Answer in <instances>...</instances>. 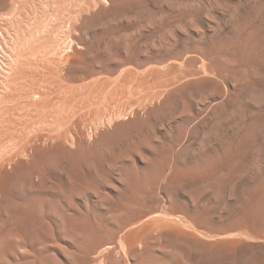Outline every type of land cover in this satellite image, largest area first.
<instances>
[{
  "label": "rangeland",
  "instance_id": "1",
  "mask_svg": "<svg viewBox=\"0 0 264 264\" xmlns=\"http://www.w3.org/2000/svg\"><path fill=\"white\" fill-rule=\"evenodd\" d=\"M228 114L242 118L225 126ZM175 169L197 188L214 170L264 179V0H0V264H222L159 232ZM241 182L254 200L229 184L195 199L209 240L260 218L247 241L264 243V186ZM180 187L178 203L193 205Z\"/></svg>",
  "mask_w": 264,
  "mask_h": 264
},
{
  "label": "bare ground",
  "instance_id": "2",
  "mask_svg": "<svg viewBox=\"0 0 264 264\" xmlns=\"http://www.w3.org/2000/svg\"><path fill=\"white\" fill-rule=\"evenodd\" d=\"M19 6V5H18ZM17 6V7H18ZM17 9V8H16ZM16 11V10H15ZM15 18V17H14ZM16 20V19H15ZM13 27V26H12ZM22 30V29H21ZM12 31V30H11ZM3 32H5V31H3ZM7 32V31H6ZM12 33V32H11ZM18 33H20V32H18ZM13 34H14V32H13ZM11 35V34H10ZM11 36H13V35H11ZM6 37V36H5ZM8 39H10V38H8ZM11 40H13V38L11 39ZM30 40V39H29ZM3 41V40H2ZM6 41H8V40H6ZM24 41V40H23ZM28 41V40H27ZM17 42V41H16ZM8 43H10V42H8ZM19 43V42H18ZM29 43H30V41H29ZM15 44V43H14ZM51 45V44H50ZM55 45V44H54ZM8 47H10V45L8 44L7 45ZM6 46V47H7ZM15 47V46H14ZM51 47V46H50ZM55 48V47H54ZM13 49V48H12ZM49 49V48H48ZM56 49V48H55ZM54 50V49H53ZM70 50V49H69ZM8 52V51H7ZM15 53V52H14ZM45 53V52H44ZM49 53V52H48ZM53 53V52H52ZM8 55H10L9 53H8ZM12 55V54H11ZM14 55V54H13ZM19 56V55H18ZM65 56H67V55H65ZM16 57V56H15ZM14 57V58H15ZM7 58H8V56H7ZM17 59H18V57H16ZM69 58H70V56H69ZM9 59H11V58H9ZM17 59H12V60H17ZM66 59H67V57H66ZM8 60V59H7ZM12 60L11 61H9L8 63H11L12 62ZM43 60V59H42ZM8 63H6L7 65H8ZM13 63V62H12ZM11 63V64H12ZM17 63V62H16ZM16 63H13V64H16ZM43 63V62H42ZM4 64H5V61H4ZM10 65V64H9ZM5 67H7V68H10V70H11V67L9 66H5ZM3 68V67H2ZM15 69V68H14ZM3 70H5V68H3ZM10 70L8 69V70H6V71H9L8 72V74L10 73ZM12 71H13V68H12ZM16 71V70H15ZM14 72V71H13ZM6 74L7 73H5V76H6ZM7 74V75H8ZM9 75H11V74H9ZM8 75V76H9ZM4 77V76H3ZM6 78V77H5ZM8 78V77H7ZM3 81H4V79H3ZM5 83H6V81H4ZM5 83H3L4 85H5ZM7 84V83H6ZM3 89V88H2ZM7 89V88H6ZM8 89H9V87H8ZM35 96V95H34ZM258 96V95H257ZM253 98V97H252ZM255 98V97H254ZM213 99V98H212ZM256 99H258L257 97H256ZM255 99V100H256ZM33 103V102H32ZM117 106H119V105H117ZM125 106V105H124ZM126 106H129V105H126ZM134 106V105H133ZM136 106V105H135ZM132 107L133 109H135V108H137V106L136 107ZM148 106V105H147ZM185 106V105H184ZM184 106H183V108H184ZM203 106V105H202ZM235 106H238V105H235ZM241 106V105H240ZM243 106V105H242ZM116 107V106H115ZM114 107V108H115ZM122 107V106H121ZM120 107V108H121ZM144 107V108H143ZM151 107H152V105H151ZM150 107V108H151ZM239 107V106H238ZM245 107V106H244ZM119 108V109H120ZM123 108V107H122ZM129 108H130V106H129ZM132 108H130L131 110H132ZM146 107L145 106H142V108H140L139 107V109H145ZM175 108H177V106L175 107ZM200 108H201V106H200ZM232 108H233V110L235 109L233 106H232ZM237 108V107H236ZM246 108V107H245ZM125 109H126V107H125ZM124 109V110H125ZM127 109H128V107H127ZM129 109V110H130ZM240 108H237V110H239ZM242 109V108H241ZM240 109V110H241ZM116 110V109H115ZM118 110V109H117ZM116 110V111H117ZM124 110H122V111H124ZM130 110V115L132 114V112H133V110L131 111ZM146 110V109H145ZM186 110V109H185ZM202 110H206V107H205V109H202ZM221 110V109H220ZM233 110H232V113H233ZM237 110H236V112H237ZM109 111V110H108ZM113 111V110H112ZM121 110H120V114H121V112H122ZM182 112L181 113H183L184 111H183V109L181 110ZM187 111V110H186ZM231 111V110H230ZM229 111V112H230ZM245 111V110H244ZM243 111V112H244ZM110 112V111H109ZM119 111H117V113H118ZM221 112V111H220ZM219 111H218V113H220ZM228 112V113H229ZM239 112V111H238ZM237 112V113H238ZM108 113V112H107ZM111 114H112V112H110ZM109 113V114H110ZM116 113V114H117ZM123 113V112H122ZM126 113V112H125ZM128 113V112H127ZM134 113V112H133ZM187 113V112H186ZM189 113V112H188ZM235 113V112H234ZM185 114V113H184ZM183 114V115H184ZM191 114V113H190ZM227 114V113H226ZM229 114H231V113H229ZM228 114V116L229 117H233V119L232 118H229L227 115H225L224 116V118L227 116L228 118H226V120L227 121H225V119L224 120H221V122L222 123H224L225 124V126H227L226 124H228L230 121H233V120H235L236 118H238L237 119V121L239 120L240 121V119L242 118L241 116L242 115H239L241 118L239 119V117H235V119H234V116H235V114H234V116H233V114L232 115H229ZM239 114V113H238ZM238 114H237V116H238ZM105 115V114H104ZM179 115V114H178ZM243 115L245 116V112L243 113ZM111 116V115H110ZM112 116H114V114L112 115ZM118 116H119V114H118ZM133 116V115H132ZM135 116V115H134ZM175 116H176V114H175ZM179 116H182V114L181 115H179ZM191 116V115H190ZM108 117H109V115H108ZM108 117H107V119H108ZM116 117V116H115ZM121 117H124L123 115H121ZM126 117V116H125ZM128 117V116H127ZM178 117V116H177ZM216 117H217V115H216ZM247 117V116H246ZM245 117V118H246ZM102 118V117H101ZM109 118H111V117H109ZM114 118V117H113ZM180 118V117H179ZM178 118V119H179ZM244 118V119H245ZM230 119V121H228ZM103 120V119H102ZM111 120H112V118H111ZM119 120V119H118ZM99 121V120H98ZM217 121H219V120H217ZM217 121H215L217 124H219V122H217ZM237 121H235L237 124L239 123V122H237ZM106 122V124H107V120L105 121ZM108 122H110V121H108ZM214 121H213V123H215ZM220 122V123H221ZM228 122V123H227ZM234 122V123H235ZM243 122H245V121H243ZM112 123V122H111ZM174 123V122H173ZM172 123V124H173ZM178 123V122H177ZM180 123V122H179ZM213 123H212V126L211 127H213ZM235 123V124H236ZM94 124L95 123H93V126H94ZM102 124H104V123H102ZM168 124V123H167ZM167 124H166V126H167ZM184 124V123H183ZM233 124V123H232ZM231 124V125H232ZM244 124V123H243ZM110 125V124H109ZM177 125V124H176ZM216 125V124H215ZM220 125V127L219 128H225V126L223 127V125L222 124H219ZM229 126H230V123L228 124ZM248 125V124H247ZM187 126V125H186ZM228 126V127H229ZM170 128V127H169ZM172 128V127H171ZM219 128H218V130H217V128H215V130L216 131H219ZM227 128V127H226ZM233 128V127H232ZM208 129V128H207ZM210 129L211 128H209L208 129V132L210 131ZM228 129V128H227ZM234 129H235V126H234ZM239 129V128H238ZM212 130V132H214V130L213 129H211ZM232 130V129H231ZM248 130V129H247ZM247 130H245V131H247ZM250 130V129H249ZM204 131V130H203ZM222 131V130H221ZM238 131V130H237ZM240 131V130H239ZM208 132H206V133H208ZM211 132V131H210ZM248 132V131H247ZM205 133V136H206V139L208 138V137H213L214 135H216L217 133H214V135H213V133H211V136L210 135H208V134H206ZM220 133V132H219ZM218 133V134H219ZM244 133V132H243ZM203 134H204V132H203ZM217 134V135H218ZM222 134V133H221ZM220 134V135H221ZM226 134V133H225ZM225 134H223V135H225ZM232 134H234V133H232ZM238 134V133H237ZM222 135V136H223ZM230 135V134H229ZM241 135V134H240ZM232 136V135H231ZM235 136V135H234ZM237 136H239V135H237ZM237 136H235V137H237ZM203 139H202V138ZM200 137V139H202L203 141H204V136H201ZM225 137V136H224ZM223 137V138H224ZM240 137V136H239ZM247 137V136H246ZM230 138V137H229ZM233 138V137H232ZM209 139V138H208ZM207 139V140H208ZM211 139V138H210ZM210 139H209V141H210ZM213 139H217L215 136L212 138V140ZM220 139H222V138H220ZM201 140V141H202ZM211 140V141H212ZM218 140V139H217ZM241 140V139H240ZM203 141H202V143H203ZM210 141V142H211ZM219 141V140H218ZM232 141V140H231ZM238 141V140H237ZM248 141V140H247ZM56 142H58V141H56ZM174 142V141H173ZM198 142H200V141H198ZM208 143L209 145L211 144V143ZM222 142H224V141H222ZM221 142V143H222ZM245 142V141H244ZM226 144H227V142H225ZM230 143V142H229ZM246 143V142H245ZM199 144V143H198ZM204 144H206V142L204 143ZM215 144H216V142H215ZM214 144V145H215ZM172 145V144H171ZM174 145V144H173ZM199 145H201V144H199ZM207 145V144H206ZM233 145H235V143L233 144ZM240 145V144H239ZM243 145V144H242ZM177 146V145H176ZM175 146V147H176ZM231 146V145H230ZM173 147V146H172ZM197 147H199V146H196V148ZM201 147V146H200ZM205 147V146H204ZM240 147V146H239ZM207 148V147H206ZM229 148V147H228ZM177 149V148H176ZM176 149H174L175 151H173V152H176ZM208 149V148H207ZM238 150H239V148H237ZM200 150H203V149H200ZM200 150H199V148H197V151H199L198 153H200L201 154V152H200ZM205 150V149H204ZM236 150V149H235ZM241 150V149H240ZM243 151V150H242ZM206 152V151H205ZM244 152H245V150H244ZM221 153V152H220ZM227 153V152H226ZM229 153V152H228ZM157 154V152L156 153H154L153 155H156ZM165 154H166V152H165ZM222 154V153H221ZM150 155H152V154H150ZM225 155H227V154H225ZM225 155H224V157H225ZM232 155V154H231ZM240 156H241V154H239ZM140 156V155H139ZM159 156V155H158ZM199 156V155H198ZM221 156V155H220ZM136 157H138V154H136ZM141 157V156H140ZM140 157H138V159L140 158ZM150 157H152V156H150ZM157 157V156H156ZM200 157V156H199ZM152 158H154V157H152ZM180 158V157H179ZM182 158V157H181ZM186 158V157H185ZM231 158V157H230ZM229 158V159H230ZM136 158H133V160H135ZM141 159V158H140ZM156 159H158V158H156ZM167 159V158H166ZM172 159V158H171ZM184 159V158H183ZM191 159V158H190ZM189 159V160H190ZM252 159V158H251ZM254 159V158H253ZM130 160H132L131 158H130ZM144 160V159H143ZM142 160V162L144 163L145 161H143ZM188 160V159H187ZM117 161V160H116ZM148 161V160H147ZM161 161H162V159H161ZM223 161V160H222ZM221 161V162H222ZM118 162H120L119 160H118ZM130 162H132V161H130ZM171 162H173V160L171 161ZM227 162V161H226ZM236 162V161H235ZM251 162V161H250ZM253 162H254V160H253ZM117 163V162H116ZM137 163V162H136ZM151 163V162H150ZM153 163V162H152ZM255 163V162H254ZM258 162L256 161V167H259V169H260V167L262 166H257L258 164H257ZM139 164V163H138ZM172 164V163H171ZM171 164H170V167H171ZM232 164V163H231ZM248 164V163H247ZM117 165V164H116ZM157 165V164H156ZM155 165V166H156ZM185 165V164H184ZM188 165V164H187ZM214 165V164H213ZM252 165V166H251ZM108 166V165H107ZM153 166V165H152ZM167 166V165H166ZM173 166V165H172ZM235 166V165H234ZM232 167V169L233 168H236V167ZM248 166H250V167H253V169H255L256 167H254L253 166V164L252 163H250ZM248 166H247V168H248ZM178 167V166H177ZM179 167H181V166H179ZM184 167V166H183ZM223 167V166H222ZM113 168V167H112ZM157 168V167H156ZM160 168V167H159ZM198 169H200L201 170V168H198ZM220 169V168H219ZM258 168L257 169H255L254 171L256 172V170H259ZM263 169V168H262ZM261 169V170H262ZM113 170H117L116 168L115 169H113ZM145 170V169H144ZM146 170H147V168H146ZM170 170H171V168H170ZM195 170V169H194ZM228 170V169H227ZM248 170V169H247ZM110 171V170H109ZM119 171V170H118ZM179 171H180V169H179ZM233 171V170H232ZM232 171H225V170H214V172L212 171V172H210V171H207V175H208V180L207 179H205L204 180V178H203V180H202V182L205 184L204 186H202V187H196V185L198 184V183H196V179L195 178H198V177H196V175L195 174H190V175H185V174H187V173H184V175L183 176H178L177 175V171H176V169L174 170V175L171 177V179H170V181H169V183H168V186L167 187H165L164 188V193H166V195H167V197H169L170 199H172V207H171V209H170V212L167 214V213H165L166 215H167V218H166V220L164 221V224H162V226L163 227H161V229H160V233H163L164 235H166V236H168V238H172V239H175V241L183 248V250H185L187 253H189L192 257H198V256H200V257H204V258H212V259H215L216 261H218L219 263H222V264H228V263H232V264H262L263 262H264V243H261V242H257V243H250V242H248L247 240L248 239H252V238H254L253 236H252V234H255L256 232V230L259 228L258 227V225H257V221H259L260 220V218H250V219H246V218H237V219H235L233 222H231V223H229V224H227V225H225V226H223V228L224 229H237V230H239L240 231V233H233L234 235H230V233L227 235V236H222V237H220V238H214V239H212V240H209V238H210V236H208L207 234H205L204 232H202L201 231V229L200 228H202V229H204L203 227H205V226H208V224L205 222V220H203V219H201L200 217H199V215H198V208H197V206H198V204L199 203H197V206H196V203H195V199L197 198V196H199V195H203V192L204 191H206L207 193L205 194L204 193V195H209V196H215V195H217V192L214 190V185L215 184H229L230 185V188H229V191H228V194H229V196H233V197H236L237 199L239 198L240 200H241V198L240 197H247V198H249L250 200H252L253 199V196H254V193L255 192H246V191H244V190H240V186L238 187V184L242 181V180H244V179H248V183L249 184H252V185H255L256 186V184H257V190H262V187L264 186V179H263V177L261 178H255V179H253L254 177V175L252 176L251 174L252 173H250V171H248V172H241L240 171V173H239V171L237 172V171H235V172H232ZM253 172V171H252ZM255 172H253V173H255ZM111 173H112V171H111ZM168 173V172H167ZM144 174H145V176L148 174V173H145L144 172ZM255 174H257V173H255ZM260 175H261V173H259ZM165 176V175H164ZM168 176V175H167ZM167 176H165V177H167ZM264 176V175H263ZM183 177H186V178H183ZM137 180H138V178H137ZM199 180V179H198ZM139 181V180H138ZM163 182H164V180H163ZM174 184H177V185H179V186H181L182 188H188L189 190H190V188H191V190L188 192L189 193V197H191L192 199H193V201H194V204L193 205H189V204H186V203H183L182 205L181 204H179L178 203V201H177V199L173 196L174 194H173V189H172V186L174 185ZM188 184H190V185H188ZM240 184H242V182L240 183ZM247 184V183H246ZM148 185V184H147ZM151 186V185H150ZM200 186V185H199ZM244 186V185H243ZM242 186V187H243ZM246 186V185H245ZM152 187V186H151ZM150 187V188H151ZM180 187V188H181ZM241 187V188H242ZM252 187V186H251ZM143 188V187H142ZM179 188V189H180ZM244 188V187H243ZM252 188H254V187H252ZM264 188V187H263ZM148 189H149V187H148ZM159 189V188H158ZM248 189H249V187H248ZM247 189V190H248ZM255 189V191H257ZM161 190V189H160ZM253 190V189H252ZM159 191V190H158ZM173 191V192H172ZM141 192V191H140ZM148 192V191H147ZM154 192V191H153ZM183 192V191H182ZM224 192V191H223ZM119 193V192H118ZM185 193V192H184ZM261 193H264V192H261ZM142 194V193H141ZM158 194H161V192L160 193H158ZM225 194H227L226 192H225ZM146 195V194H145ZM165 195V196H166ZM259 196V195H258ZM260 196H261V194H260ZM260 196H259V199H260ZM140 197V196H139ZM143 197V196H142ZM166 197V198H167ZM184 197H185V194H184ZM187 197V196H186ZM201 197V196H200ZM224 197V196H223ZM161 198L163 199V197H162V195H161ZM168 198V199H169ZM183 197H181V199H182ZM205 198V197H204ZM208 198V197H207ZM158 199V198H157ZM160 199V198H159ZM161 199V200H162ZM201 199V198H200ZM226 199H228V198H226ZM233 199V198H232ZM242 199H244V198H242ZM248 199V200H249ZM138 200H140V199H138ZM183 200V202H184V199H182ZM188 200V199H187ZM189 200H190V198H189ZM207 200V199H206ZM229 200V199H228ZM233 200H235V199H233ZM233 200H231V201H233ZM245 200V199H244ZM247 200V199H246ZM249 200V201H250ZM254 200V199H253ZM107 201V200H106ZM137 201V200H136ZM141 201H143V200H141ZM168 201V200H167ZM185 201H186V199H185ZM201 201V200H200ZM243 201V200H242ZM159 202H160V200H159ZM163 201H161V203H162ZM197 202V201H196ZM199 202V201H198ZM235 202V201H234ZM237 202V201H236ZM246 202V201H245ZM245 202H242V204L243 203H245ZM251 202V201H250ZM253 202V201H252ZM251 202V203H252ZM255 202H257V201H255ZM254 202V203H255ZM262 202V201H261ZM137 203H138V201H137ZM169 203V202H168ZM193 203V202H192ZM228 203H230V202H228ZM258 203V202H257ZM264 203V202H263ZM141 204V203H140ZM145 204V203H144ZM149 204V203H148ZM167 204V203H166ZM171 204V203H170ZM201 204V203H200ZM241 204V202H239V205ZM241 204V205H242ZM248 204H249V202H248ZM260 204V203H259ZM139 205V204H138ZM150 205V204H149ZM202 205V204H201ZM205 205V204H204ZM212 205H214V204H212ZM226 205H227V203H226ZM238 204H236V206H235V208L237 207L238 208V206H237ZM250 205V204H249ZM142 206V204L140 205V207ZM166 206H168V205H166ZM191 206V207H190ZM211 206V205H210ZM209 206V207H210ZM248 206V205H247ZM246 206V207H247ZM264 206V205H263ZM262 206V207H263ZM131 207V206H130ZM149 207H151V205L149 206ZM199 207V206H198ZM221 207V206H220ZM222 207H224V205L222 206ZM229 207V206H228ZM255 207H257V205H255ZM255 207H253L252 209H254ZM260 207V206H259ZM135 208V207H134ZM154 208V207H153ZM155 208H157L156 206H155ZM155 208L153 209V210H155ZM164 208V207H163ZM162 208V209H163ZM211 209L213 208V207H210ZM209 208V209H210ZM224 208H226V207H224ZM231 208V207H230ZM261 208V207H260ZM259 208V209H260ZM138 209V208H137ZM150 209V208H149ZM208 209V210H209ZM234 209V208H233ZM251 209V208H250ZM164 210V209H163ZM202 210V209H201ZM206 210V209H205ZM255 210H256V208H255ZM214 211L216 212L217 211V208H216V210L214 209ZM227 211H229L228 209H227ZM234 211H236V209L234 210ZM241 211V213H244L245 212V210H240V209H238L236 212H240ZM248 211H249V209H248ZM155 212V211H154ZM166 212V211H165ZM131 214L133 213L132 211L130 212ZM209 213V212H208ZM257 213V212H256ZM261 213V212H260ZM127 214V213H126ZM129 214V213H128ZM134 214V213H133ZM154 214V213H153ZM164 214V215H165ZM220 214V213H219ZM135 215V214H134ZM150 215V214H149ZM161 215V214H160ZM218 215V214H217ZM254 215V214H253ZM137 216H139V215H137ZM213 216V215H212ZM128 217V216H127ZM130 217V216H129ZM151 217V216H150ZM150 217H148V218H146V220L147 219H149ZM158 217H159V215H158ZM166 217V216H165ZM206 217V216H205ZM215 217V216H214ZM214 217H212V218H214ZM220 217H222V216H220ZM226 218V217H225ZM130 219V218H129ZM221 219V218H220ZM233 219V218H232ZM132 220V219H131ZM130 220V221H131ZM133 220H138V219H133ZM219 220V219H218ZM129 221V222H130ZM134 221V222H135ZM143 221H145V220H143ZM142 221V222H143ZM214 221V220H213ZM142 222H140V223H142ZM219 222V221H218ZM229 222V221H228ZM137 223V222H136ZM216 223V222H215ZM131 224H133V226H134V223H131ZM139 224V223H138ZM137 224V225H138ZM152 224V221H148V222H146V223H144L143 225H147V226H149V225H151ZM136 225V226H137ZM125 226V225H124ZM135 226V227H136ZM184 228H187L186 230H189V231H185L182 227ZM134 227V228H135ZM125 228V227H124ZM140 228V227H139ZM133 229V228H132ZM141 229H142V227H141ZM140 229V230H141ZM206 229V228H205ZM134 230V229H133ZM138 230V229H137ZM207 230V229H206ZM119 231V230H118ZM124 231H125V229H124ZM123 231V232H124ZM132 230H129L128 232H130V233H132L131 232ZM123 232H121V233H123ZM137 231H135L134 230V233H136ZM124 233H126V232H124ZM126 235V234H125ZM131 235V234H130ZM141 233L140 232H138V233H136V240H139L140 239V237H141ZM150 235V234H149ZM156 234H154V236H155ZM108 236V235H107ZM112 236V235H111ZM257 236V238L259 237V235H256ZM106 237V236H105ZM113 237H114V235H113ZM118 237H120V236H118ZM201 237H204V238H206V239H208L209 241H207V240H204V239H202ZM124 238V237H123ZM123 238H122V240H123ZM127 238H128V236H127ZM107 239H110L109 238V236H108V238ZM112 239V238H111ZM118 239V238H117ZM125 239V238H124ZM129 239L131 240V237H129ZM128 239V240H129ZM145 239V238H144ZM104 240V239H103ZM135 240V241H136ZM142 240V239H141ZM118 241H120V239L118 240ZM165 241V240H164ZM167 241V240H166ZM252 241V240H251ZM254 241V240H253ZM261 241V240H260ZM108 242V241H107ZM125 242H127V240L125 241ZM130 242H132V240L131 241H128V243H130ZM106 243V242H105ZM113 243V242H112ZM140 243V242H139ZM166 243V242H165ZM125 244V243H124ZM142 244V243H141ZM140 244V245H141ZM153 244V243H152ZM151 244V242H150V245H152ZM107 245V244H106ZM113 245V244H112ZM111 245V246H112ZM116 245V244H115ZM115 245L113 246L114 248H116L115 247ZM121 245V244H120ZM132 245V244H131ZM130 244H129V248L130 247H133V245H135L136 246V244L134 243L132 246H131ZM140 245H138L139 247H140ZM143 245H144V242H143ZM143 245H141V246H143ZM101 246H103V245H101ZM104 246H105V244H104ZM108 246V245H107ZM111 246H110V248L108 247V249H111ZM117 246V248H118V245H116ZM113 247H112V249H113ZM125 247V246H124ZM127 247H128V244H127ZM126 247V248H127ZM151 247V246H150ZM103 248V247H102ZM107 248V247H106ZM119 248H120V246H119ZM118 248V249H119ZM107 249V250H108ZM131 249V248H130ZM129 249V250H130ZM140 249V248H139ZM103 250H105V249H103ZM114 250V249H113ZM117 250V249H116ZM121 250H123V248L121 247V249H120V251ZM124 250H125V248H124ZM124 250L123 251H121V253L122 252H124ZM128 250V248H127V251H129ZM145 250V249H144ZM149 250V249H148ZM109 251V250H108ZM108 251H107V253H108ZM154 251V250H153ZM105 252H106V250H105ZM113 252V251H112ZM116 252V251H115ZM118 252V251H117ZM152 251L150 250V253H151ZM160 252V251H159ZM102 253V252H101ZM125 253V252H124ZM123 253V254H124ZM103 254H105L104 253V251H103ZM115 254H117V256H119L120 255V253H119V255H118V253H115ZM121 255V256H124V255ZM170 254V253H169ZM102 255V254H101ZM108 255V254H107ZM172 255V254H171ZM105 255H103V257H104ZM115 256V255H114ZM116 256V257H117ZM120 256V257H121ZM134 256H137V255H134ZM133 256V257H134ZM126 257V256H125ZM105 259V258H104ZM121 259V258H120ZM126 260H127V257H126ZM200 260V259H199ZM106 261V260H105ZM123 261H125V260H123ZM201 261H202V259H201ZM107 262V261H106ZM105 262V263H106ZM127 263V262H126ZM126 263H123V264H126ZM107 264V263H106Z\"/></svg>",
  "mask_w": 264,
  "mask_h": 264
}]
</instances>
